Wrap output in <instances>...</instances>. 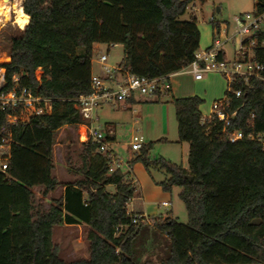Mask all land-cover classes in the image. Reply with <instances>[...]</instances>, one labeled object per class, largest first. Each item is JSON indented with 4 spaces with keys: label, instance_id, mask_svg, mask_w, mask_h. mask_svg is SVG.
<instances>
[{
    "label": "trees",
    "instance_id": "obj_1",
    "mask_svg": "<svg viewBox=\"0 0 264 264\" xmlns=\"http://www.w3.org/2000/svg\"><path fill=\"white\" fill-rule=\"evenodd\" d=\"M194 1L23 0L29 21L12 39L11 60L3 63L5 91L17 77L20 88L51 98L53 112L12 127L10 166L0 174V264H136L134 244L145 223H133L142 213L129 212L137 190L129 172L109 173L111 152L101 153L97 143H89L83 144L80 177L60 182L54 174L56 136L82 122L74 99L91 92L96 43L122 44L121 66L138 76L162 78L164 93H170V75L188 67L200 50L197 18L180 20ZM254 5L264 11V0ZM0 9L11 19L14 0H0ZM78 48L85 52L79 54ZM259 57L264 62L262 53ZM225 96L230 97L229 125L218 118L202 124L200 96L173 97L179 142L189 144L188 168L152 159L151 144L131 161L164 169L169 175L164 189L181 187L188 222L172 216L154 222L170 240L163 264H264V142L249 138L251 133L264 137V79L245 83L237 77ZM4 120L1 114L0 123ZM232 131L244 136L232 142ZM60 185L61 197L47 208L35 206L34 188L42 187L46 197ZM110 185L115 192L107 189ZM62 224L90 227L88 259L66 262L59 256L53 230Z\"/></svg>",
    "mask_w": 264,
    "mask_h": 264
},
{
    "label": "rangeland",
    "instance_id": "obj_2",
    "mask_svg": "<svg viewBox=\"0 0 264 264\" xmlns=\"http://www.w3.org/2000/svg\"><path fill=\"white\" fill-rule=\"evenodd\" d=\"M15 10L12 11L11 19L0 13V64L9 62L12 39L22 35L29 19L23 14V0H14ZM221 8L220 12L217 11ZM254 0H195L180 17L182 21H189L193 17L198 19L202 32L201 46L204 50L213 43V24L210 21L214 16L228 26L230 36L235 34L233 17L244 12L255 11ZM3 19V20H2ZM107 43H102L94 49L92 71L101 74V66L97 63V56L106 51ZM225 58L233 60L235 56V43L229 42L224 45ZM84 48H78V53H84ZM124 58V46L116 44L111 47L108 63L114 66L120 65ZM174 92L164 93L138 101L133 105L136 112L131 109L105 106L99 112L100 120L96 122L101 125L103 131L107 132L106 121L113 120L118 124V143L116 149L126 158H136L141 150L132 151L131 141L135 135L142 136L145 145H152L150 157L152 159L164 158L178 164L188 165L189 145L186 142L179 143L178 124L175 108L172 103L173 97L182 94L198 95L204 99L201 106L203 115H210L212 104L225 98L228 89V79L220 72H208L204 79L197 80L193 73L183 72L169 79ZM166 85V84H165ZM78 126H65L57 132L54 146V174L66 183L80 177L78 168L83 165L84 145L78 138ZM135 168L132 171L136 180V193L130 208L136 211L148 213L154 207L157 213L154 219L164 220L172 216L182 223L189 220L188 212L183 200L180 198L181 187L173 186L170 190L164 189L162 183L169 177L164 169L151 166L147 168L141 161H134ZM109 191H115L114 186H108ZM43 188H34L35 206L47 208L50 201L62 195L61 189L42 195ZM169 202L171 206L166 207L162 202ZM90 227L86 224L67 226L57 225L53 230V241L56 244L59 256L66 262L89 258L88 231ZM122 227V230H125ZM136 264H163L169 256L170 240L162 233L156 224H145L135 241Z\"/></svg>",
    "mask_w": 264,
    "mask_h": 264
},
{
    "label": "built area",
    "instance_id": "obj_3",
    "mask_svg": "<svg viewBox=\"0 0 264 264\" xmlns=\"http://www.w3.org/2000/svg\"><path fill=\"white\" fill-rule=\"evenodd\" d=\"M213 26V43L204 50H199L195 54V60L186 68L192 72L197 80H202L208 72H220L226 75L228 84L232 85L235 78H243L248 83L252 77L264 79L262 71L264 62L259 58V53L264 56V11L255 10L244 12L233 17L235 24V34L230 36L228 25L217 21L214 16L210 20ZM235 43V56L233 60L225 58L224 45L229 42ZM109 43L106 51L99 54L97 62L101 66V74L91 75V92L81 94L74 99L75 107L78 110L82 122L77 126L78 138L82 144L97 143V151L101 153L111 152L113 161L109 166V173L117 169H129L130 163L121 156L114 153L112 149L111 132L103 131L101 125H97L100 118L98 110L115 105L119 102H126L130 98H150L156 94L157 90L163 92L166 85L162 78L149 79L138 76L120 65L114 66L108 63L111 47ZM42 69L36 70V78L41 81ZM5 91L7 86L6 68L0 64V115L5 116L3 123H0V174H7L13 143L12 127L17 123H28L34 117L50 115L53 112V100L33 92L30 88H20L17 84ZM231 93L236 97L242 95V90L231 89ZM230 105V97L215 101L212 104V112L209 116L203 115L202 124H207L212 118H218L225 125L230 124L227 107ZM254 114H252V118ZM229 139L235 142L241 139L242 131L229 132ZM249 138L264 142L263 135L249 134ZM144 139L135 135L131 141L133 151H139L144 145ZM131 204V202H130ZM129 204V205H130ZM128 205V208H129ZM163 206H170V203L162 202ZM129 212H133L129 210ZM154 218L146 214H138L133 218V223H145L153 225Z\"/></svg>",
    "mask_w": 264,
    "mask_h": 264
},
{
    "label": "crops",
    "instance_id": "obj_4",
    "mask_svg": "<svg viewBox=\"0 0 264 264\" xmlns=\"http://www.w3.org/2000/svg\"><path fill=\"white\" fill-rule=\"evenodd\" d=\"M220 8V7H219ZM220 10H221V8H220ZM220 10H217L218 12H220ZM198 20V19H197ZM198 25H199V23H198ZM199 28H200V26H199ZM200 31H201V29H200ZM201 35H202V32H201ZM99 45H101L100 43H96V44H94V49L95 48H97ZM200 46H201V42H200ZM208 48V47H207ZM200 49H202V47H200ZM94 60V59H93ZM93 60H92V64H93ZM98 63V62H97ZM183 72H190V71H188V70H181V71H179V72H176V73H174V74H171L170 75V77H169V79H171L174 75H178V74H181V73H183ZM92 73H93V71H92ZM192 73V72H191ZM170 89H171V93L172 92H174V88H173V86H172V84H171V86H170ZM158 97H160L161 95H157ZM188 96H193L192 94H182V95H180L179 97H176V98H180V97H188ZM135 99V101L134 102H132L130 99L129 100H127L126 102H119L118 103V108H124V109H131L133 112H136V109H134V107H133V105L135 104V103H137L138 101H140V100H143V99H147V98H134ZM202 106V105H201ZM111 107H113V109H115V108H117V105H115V106H111ZM105 107H103V108H101V109H99L98 110V115H99V112L101 111V110H103ZM175 108V107H174ZM200 109H201V107H200ZM202 112V111H201ZM175 114H176V112H175ZM203 114V113H202ZM207 116H209V115H207ZM99 118H101L100 117V115H99ZM178 124V123H177ZM106 128H108L107 129V131H109V132H111V134H112V149H113V151H114V153L115 154H117V155H119V156H121L126 162H129L130 163V168L129 169H127V168H124V172H129V174H130V179H132V181L135 183V185H136V180H135V178L133 177V174H132V171L134 170V168H135V164L134 163H131V161H132V159L133 158H126L124 155H122V154H120V152H118L117 151V149H116V144L118 143V134H117V126H118V124L116 123V122H114L113 120H108V121H106ZM178 142H179V140H178ZM179 143H183V142H179ZM187 143V142H186ZM189 145V144H188ZM133 151V150H132ZM135 152H137V151H135ZM183 166L184 167H186V168H188V165L187 164H183ZM58 177V176H57ZM58 179H59V181L60 182H63L64 180H62V179H60L59 177H58ZM76 179V178H75ZM74 179V180H75ZM74 180H68V181H66V182H71V181H74ZM59 189H61V191H62V195H63V193H64V186H62V185H60L59 187H58ZM58 188L56 189V190H58ZM107 189H109L108 188V186H107ZM114 189H115V191H116V188H115V186H114ZM55 190V191H56ZM115 191H112V192H115ZM52 193V192H51ZM61 195V196H62ZM60 196V197H61ZM59 198V197H58ZM57 199V198H56ZM133 202V199H132V201H131V203ZM170 206H171V204H170ZM167 207V206H166ZM129 210H132L133 211V209L132 208H130V205H129ZM133 212H138V213H142V214H146V215H148V216H150L151 218H154V217H157V216H155L156 215V213H157V209H156V207H154L153 209H152V211H150V212H148V213H144L143 211H136V210H134ZM168 217V216H167ZM167 217H165V218H167ZM164 218V219H165ZM65 225H67V224H65ZM75 225H81V224H75ZM67 226H73V225H67Z\"/></svg>",
    "mask_w": 264,
    "mask_h": 264
},
{
    "label": "clouds",
    "instance_id": "obj_5",
    "mask_svg": "<svg viewBox=\"0 0 264 264\" xmlns=\"http://www.w3.org/2000/svg\"><path fill=\"white\" fill-rule=\"evenodd\" d=\"M0 11H3V9H0ZM22 11V10H21Z\"/></svg>",
    "mask_w": 264,
    "mask_h": 264
},
{
    "label": "water",
    "instance_id": "obj_6",
    "mask_svg": "<svg viewBox=\"0 0 264 264\" xmlns=\"http://www.w3.org/2000/svg\"><path fill=\"white\" fill-rule=\"evenodd\" d=\"M217 10H220V8H218Z\"/></svg>",
    "mask_w": 264,
    "mask_h": 264
}]
</instances>
